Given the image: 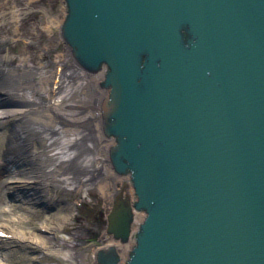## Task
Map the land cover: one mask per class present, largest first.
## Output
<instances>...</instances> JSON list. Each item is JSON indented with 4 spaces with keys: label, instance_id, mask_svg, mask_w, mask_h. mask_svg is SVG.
Returning <instances> with one entry per match:
<instances>
[{
    "label": "water",
    "instance_id": "obj_1",
    "mask_svg": "<svg viewBox=\"0 0 264 264\" xmlns=\"http://www.w3.org/2000/svg\"><path fill=\"white\" fill-rule=\"evenodd\" d=\"M128 176L97 264H264V0H63ZM135 212L145 216L132 229Z\"/></svg>",
    "mask_w": 264,
    "mask_h": 264
},
{
    "label": "bare ground",
    "instance_id": "obj_2",
    "mask_svg": "<svg viewBox=\"0 0 264 264\" xmlns=\"http://www.w3.org/2000/svg\"><path fill=\"white\" fill-rule=\"evenodd\" d=\"M7 8H9L7 5L0 4V12ZM66 59H69V56ZM4 60L5 57L0 54V129L5 136L3 144H0V196L1 190L7 188L9 184L14 186L13 188L16 189L14 195L17 196L14 200L15 204L7 200V206H18L19 209L26 211L38 208L47 211L53 206L50 197L57 188L72 190L79 187L82 190L83 185L101 174L108 176V181L101 187V192L109 189L113 182L129 181L128 176L121 178L122 176L114 172L110 151L116 145L115 140L106 137L103 130L102 102L107 98L109 91L96 90L94 94L91 93V90L103 81L102 72L88 76L80 66L74 63L70 65L66 61L60 62L59 67L54 71L41 69L42 71L38 72L33 71L32 68L18 71L7 68ZM74 77H79L78 80L82 83L85 78L89 79L88 83L94 87L90 90L88 88L89 92H86L82 90L81 84H77L79 81L71 83ZM70 108L81 109L84 121L77 118L74 123L81 128L89 122L86 126L89 128L83 126V130H88L90 135L84 137L100 150V154H96L99 156L97 160L91 157L83 160L87 163L85 177L79 175L73 178L71 175V162L74 158L78 162L84 152H88L89 145L81 146L85 139L80 136V130L68 127L71 124L65 118V111ZM97 150L94 152H98ZM90 162L92 165H88L91 164ZM118 192L119 190L116 189L114 195ZM142 218L143 216L139 215L137 219L142 220ZM60 219L66 222L70 218L65 216ZM47 221L50 224L48 223L44 230L48 232L53 228L51 218ZM27 223L23 219L17 220L18 225ZM23 230L17 228L13 230L9 222L5 226L0 224V231L5 233V237L0 238V244L3 247L11 244L30 246L35 251L39 250L45 254L50 251L53 237L47 234L28 235ZM110 244L119 243L114 240ZM1 245L0 250L4 249ZM123 245L130 249L133 243ZM61 254L68 255L64 252ZM8 262H11V259L8 258ZM14 264L18 262L14 261Z\"/></svg>",
    "mask_w": 264,
    "mask_h": 264
},
{
    "label": "rangeland",
    "instance_id": "obj_3",
    "mask_svg": "<svg viewBox=\"0 0 264 264\" xmlns=\"http://www.w3.org/2000/svg\"><path fill=\"white\" fill-rule=\"evenodd\" d=\"M0 4L9 7L0 12V54L5 57L4 63L7 68L18 71L32 68L33 71L39 72L44 69L53 71L56 63L62 61H66L70 65L72 63L76 64L72 57L66 60L61 57L65 53L62 36L59 31V26L63 22L65 15L61 0H0ZM87 75L91 76L88 73ZM78 79L79 77L72 78L71 83H77ZM88 81L89 79L85 78L84 83L79 81L77 84H81L82 90L87 92L88 88L90 90L94 87L90 86ZM100 83L91 90L92 94L96 90L106 91L101 89ZM90 96L94 97V95ZM95 102H97V99ZM65 115L67 122L69 121L71 124L68 127L75 128V130L79 129L81 137L90 135L88 130H83V126H88L89 122L85 123L81 128L74 123L77 118H81L84 121L81 109L70 108L65 111ZM0 134V144H3L5 136L1 129ZM83 144L84 147L89 145L87 146L88 152H84L78 162L76 158L71 162L70 168L73 178L79 175L87 176V170H85V164L87 163L83 161L84 159H90L91 157L97 160L99 158L96 154H100V150L96 149L94 143L85 139V141H82L81 146ZM95 150L98 152H94ZM89 154L92 155L90 156ZM90 163L88 165H92V162ZM105 179L108 181V176L105 174L94 177L85 186L83 185L82 190L79 187L72 190L55 189L54 194L50 197L53 206L50 207L51 210L47 209V211L39 208L33 211H26L19 209L18 206H7V200L15 204L16 201L14 200L17 199V196L14 195V191L16 189L13 188L12 184H9L7 188H3L0 196V199H2L0 201V224L5 226L9 222V224H12L13 230L14 228L18 230L24 229L23 231L27 232L28 235L32 233L39 236L50 235L53 237V244L47 254L39 250V252L35 251L30 246L24 247L11 244L3 247L0 244L4 248L0 250V264H14V261H17L18 264H96L94 260V253L97 250L96 244L99 243L104 247L112 241L111 237L106 233V215L112 206L111 194L115 189L127 186L128 188L125 189L123 195L125 197L129 196L130 200L134 198V189L129 181H125V183L113 182L109 189L101 192ZM136 215L145 216L143 213L138 212H135ZM65 216H69L70 219L63 222L60 217ZM48 218H51V226L53 228L48 231L49 233L44 230L45 226L48 223L50 224L47 221ZM19 219H23L28 223L18 225L17 220ZM138 222V219L135 218L133 229L136 228ZM119 250L121 255L126 256L129 249L126 245L120 244ZM61 252L68 253V255L63 256ZM8 258L11 259V262H8Z\"/></svg>",
    "mask_w": 264,
    "mask_h": 264
}]
</instances>
